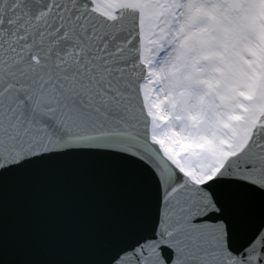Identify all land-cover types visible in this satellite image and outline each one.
<instances>
[{
  "label": "snow or ice",
  "instance_id": "1",
  "mask_svg": "<svg viewBox=\"0 0 264 264\" xmlns=\"http://www.w3.org/2000/svg\"><path fill=\"white\" fill-rule=\"evenodd\" d=\"M0 264H264V0H0Z\"/></svg>",
  "mask_w": 264,
  "mask_h": 264
}]
</instances>
